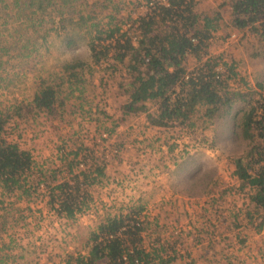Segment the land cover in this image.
I'll use <instances>...</instances> for the list:
<instances>
[{
    "label": "rangeland",
    "instance_id": "rangeland-1",
    "mask_svg": "<svg viewBox=\"0 0 264 264\" xmlns=\"http://www.w3.org/2000/svg\"><path fill=\"white\" fill-rule=\"evenodd\" d=\"M17 1L0 2V113L20 105L24 114L9 119L0 137L28 150L33 163L19 186L0 189V264H66L70 255L87 254L92 233L113 217L140 222L141 248L161 257L154 264H264V217L255 213L251 188L241 187L234 164L248 144L236 119L264 97V42L233 26L231 0H194L201 29L205 18L212 23L206 48L189 55L187 70L217 61L214 70L228 75V87L245 99L213 121L200 118V108L192 115L195 126L185 128L151 124L148 111L121 120L126 62L111 57L115 49L93 60L91 43L110 42L96 35L119 26V34L138 35L134 20L151 12L149 0H76L63 14L55 0ZM71 61L86 64L66 71ZM75 71L79 82H62V74ZM43 83L58 89L55 116L25 114ZM158 104L149 102V110ZM98 163L105 166L100 176L93 172ZM81 171L96 180L86 204L68 217L50 202L58 191L52 189L76 174L84 179Z\"/></svg>",
    "mask_w": 264,
    "mask_h": 264
},
{
    "label": "trees",
    "instance_id": "trees-1",
    "mask_svg": "<svg viewBox=\"0 0 264 264\" xmlns=\"http://www.w3.org/2000/svg\"><path fill=\"white\" fill-rule=\"evenodd\" d=\"M5 1L0 0L2 3ZM55 1L62 8L61 14L67 11L64 8L71 5L73 9L76 4V0ZM15 3L18 4V1L15 0ZM48 4H51V0ZM230 4L233 26L238 30L248 31L264 42V0H231ZM81 19L82 23H86L85 16L82 15ZM201 21L194 0H168L167 3L156 4L151 12L134 20L138 35H130L128 30L119 34V26L114 31L106 32L105 36H95L99 41L110 40L108 44L91 43L95 62L107 58L111 49H115V53L111 55L114 60L123 65L126 62L130 78L126 83H119L126 96L124 114L137 115L148 111L151 124L194 127L196 123L192 115L198 109L203 110L198 115L200 118L213 121L228 113L235 101L245 99L243 92L228 87V75L225 79L220 78L222 73L214 70L217 61L208 59L197 72L189 73L187 70L189 55L199 57L207 46L206 40L210 38L211 30L207 29L210 28L212 19L205 18V31L201 29ZM53 31L55 27L44 30L43 34L49 35ZM85 64L86 62L74 64L71 61L65 63L63 68L71 71ZM114 65L117 68L118 65ZM81 69L84 70V67ZM61 76L62 80L79 82L77 71L68 73L67 79L64 74ZM38 87L31 104L24 108L25 114L36 116L42 112L55 116L58 89L44 83ZM155 100L159 104L156 111L151 112L148 103ZM19 106L16 105L10 113H0V134L4 132L9 119H13L15 114H24L21 112L23 107ZM235 126L238 134L248 141L246 156L234 159L235 175L242 180V188L250 186V200L257 209L255 213H261L264 217V97L251 101L236 119ZM32 163V155L28 150L22 149L16 142L0 137V189L19 186L22 175L31 168ZM75 163L79 166L80 161ZM72 165L69 166L70 173L73 171ZM104 168L102 164H95L93 172L100 176L104 173ZM81 173L84 179L76 174L71 178L72 181L65 179L52 189L58 191L52 193L50 202L57 203L59 212L66 213L68 217H74L76 211L86 204V200L90 198L88 187L96 180V177L93 178L94 181L88 180L91 173ZM130 220L131 218L113 217L101 222L89 239L88 253L70 255L66 264H154L156 259L161 260L154 250L141 248L142 227L136 219ZM191 263L196 262L193 260Z\"/></svg>",
    "mask_w": 264,
    "mask_h": 264
},
{
    "label": "crops",
    "instance_id": "crops-1",
    "mask_svg": "<svg viewBox=\"0 0 264 264\" xmlns=\"http://www.w3.org/2000/svg\"><path fill=\"white\" fill-rule=\"evenodd\" d=\"M71 52V51H70ZM69 52V53H70ZM88 74H90V73H87L86 71L83 73V75H82V83H83V85L84 84H86L87 82H88V80L86 79L87 78V75ZM95 74V73H94ZM65 79H67V76H65ZM67 82V83H70V82H72V80H64V82ZM87 95V94H86ZM86 97V96H85ZM120 114H121V116H122V114H123V117H122V119L121 120H126L130 115H127V114H124V112H123V108L121 109L120 108ZM126 116V117H125ZM138 116V115H137ZM134 127L135 128H137V130H139V129H141L142 128V126L140 127V126H138V125H134ZM155 128V127H154ZM162 129L163 128H159V129H157V128H155V130H160V131H162ZM132 130H133V128H132ZM148 130H153V128H148ZM129 133V132H128ZM138 134H142V132L141 131H138L137 132ZM143 136H145V135H143ZM146 137V136H145ZM76 152H78V151H76ZM76 152H75V154H76ZM79 153V152H78ZM184 161H179L177 164H176V166H175V168L177 169V170H179L180 169V171H181V166H182V163H183ZM199 164H200V162H198L197 163V165L199 166ZM143 167V166H142ZM198 168V170H199V167H197ZM187 171H188V169H187Z\"/></svg>",
    "mask_w": 264,
    "mask_h": 264
},
{
    "label": "built area",
    "instance_id": "built-area-1",
    "mask_svg": "<svg viewBox=\"0 0 264 264\" xmlns=\"http://www.w3.org/2000/svg\"><path fill=\"white\" fill-rule=\"evenodd\" d=\"M162 2L163 3H167L168 2V0H162ZM157 4V1L155 2V1H153V0H151L150 2H149V7H150V9H153L154 7H155V5ZM107 135L104 133L103 134V137L105 138ZM81 166H83V165H81Z\"/></svg>",
    "mask_w": 264,
    "mask_h": 264
}]
</instances>
